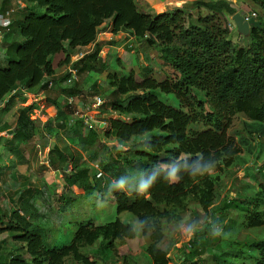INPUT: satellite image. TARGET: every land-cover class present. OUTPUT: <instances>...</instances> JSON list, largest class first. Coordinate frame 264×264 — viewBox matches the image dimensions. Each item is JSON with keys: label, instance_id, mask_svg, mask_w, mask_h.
Masks as SVG:
<instances>
[{"label": "trees", "instance_id": "obj_1", "mask_svg": "<svg viewBox=\"0 0 264 264\" xmlns=\"http://www.w3.org/2000/svg\"><path fill=\"white\" fill-rule=\"evenodd\" d=\"M22 1L26 4L25 15L9 25L0 43L5 49L0 55V133L13 130L7 146L0 143V162L7 151L9 169L22 166L27 156L26 143L33 138L35 129L30 114L32 104L16 111L13 128L2 123L10 111L8 98L13 96L18 100L21 94L20 102L24 105L27 94L34 90L42 94L55 90L60 101L56 115L51 117L45 109L40 111L43 132L55 141L48 163L55 167L54 157L57 158L63 171L71 162V170L63 172L68 190L77 186L89 192L92 190L89 170L82 166V152L95 144L99 133L113 138L121 146L135 141L134 147L121 157L122 167L112 175L116 178L121 173L125 187L122 189L116 184L110 187L115 214H130L137 220L140 233L150 235L149 264H169L168 253L160 248L164 235L159 221L170 222L174 213L184 208L188 198L205 209L209 207L213 202V185L209 177H205L206 168L219 161L229 167L241 154L236 140L228 135L231 123L225 117L245 116L264 124V21L257 16L259 28L251 27L247 37L233 44L226 39V30L214 31L210 17L195 24L190 19L191 14L182 10L144 14L138 11L136 0ZM254 2L264 18V0ZM193 8H203L212 17L221 14L231 17L238 12L228 0H195ZM109 20H112L110 32L113 35L125 32L157 49L161 64L153 69L154 74L159 72L160 66L169 67L172 74L169 79L161 80L149 69L138 82L132 71H120L122 77L106 73V83L114 97L109 111L102 112L106 130L90 131L83 138V121L74 120L67 100L83 95L85 77L108 69L107 60L100 56L103 43L97 41V36L103 22ZM91 44L92 52L71 64L76 80H70L71 74L67 72L63 76L55 75L51 56L63 54L57 67L70 65L74 51ZM115 44L113 40L108 45ZM13 91L15 95H11ZM160 94L173 99L178 106L161 102ZM41 103L57 104L47 96ZM207 104L213 111L206 109ZM67 110L71 113H66ZM78 145L84 146L80 152ZM2 169L4 167L0 168V174ZM103 169L106 171V167ZM173 171L175 180L169 176ZM149 179L152 183L143 194L140 184ZM95 185L101 186L98 182ZM3 189L8 191L7 186ZM30 192L29 188L23 193L17 191L13 203L24 196L32 200ZM74 199L67 191L52 195V201L62 212L69 210ZM26 204L33 205L27 201L19 210H12L8 218L12 221L22 209L35 218L34 224L23 219L24 226L9 225L0 230V233L7 231L14 244H18L4 264H63L66 258L77 264H96L81 252L83 247L98 242L96 256L99 257L111 252L116 242L136 237L134 229L116 217L98 226L91 221L78 223L70 241L56 247L47 243L45 230L36 227L47 215L34 214ZM159 206L172 211L159 210ZM222 209L242 213L248 228L264 227V183H259L249 197L239 199L237 196L223 201ZM234 248L227 255L219 254L218 258L247 255L251 264H264V238L249 244L237 243ZM199 249L192 241L183 263L196 264L192 259L199 255Z\"/></svg>", "mask_w": 264, "mask_h": 264}, {"label": "rangeland", "instance_id": "obj_2", "mask_svg": "<svg viewBox=\"0 0 264 264\" xmlns=\"http://www.w3.org/2000/svg\"><path fill=\"white\" fill-rule=\"evenodd\" d=\"M195 0H136L137 9L144 14H159L163 12H171L174 10H182L186 14H191V21L195 24L202 18L210 17L212 22L210 26L214 31L226 30V39L233 44L240 43V36L235 26L229 27L231 17L224 14L214 15L203 8L194 9L193 2ZM209 1V0H204ZM238 10L240 14L256 13L258 19L261 13L258 5L254 0H228ZM165 4L163 8L157 7L159 4ZM111 21L103 22L97 41L102 42L100 56L105 58L108 63V69L104 73H93L89 77H85L83 83L84 92L82 96L77 98L76 103H82L81 108H77L84 115L87 124L83 122L84 138L90 131L105 132L107 123L104 121L102 112L110 109V102L114 99L112 88L106 83V73L116 74L122 77L120 71L134 73L135 79L139 82L140 78L152 69V75L157 79H169L172 70L167 66H160L159 72L154 74L153 69L161 64L159 53L156 48L149 46L145 40L134 39L125 32L113 35L110 32ZM257 21V20H256ZM114 40L115 46L108 45ZM93 45H88L74 51L70 57V64L76 62L84 55L89 54L93 50ZM59 61L53 60L56 76L66 74V66L57 67ZM112 65V67L110 66ZM111 67V68H110ZM122 68V70H119ZM38 90H34L29 95L47 98L54 103L42 104L41 98L38 103L34 102L27 96L24 105L20 102L21 94H18V100L9 97L10 111L4 116L3 122L10 128H13L16 119V111L22 106H28L32 102V110L30 111L32 121L34 123V136L26 143V159L22 166H18L15 170H10L9 159L10 153L5 151L0 168V230H5L9 225L21 224L24 226V220L30 224H34L35 218L29 217L22 209L10 221L8 215L12 210H19L27 201H31L33 205L26 207L31 212L41 215L46 214L45 219H41L37 228L44 229L47 233V243L56 247L67 244L76 230V224L91 221L93 225L98 226L114 220L116 217L122 224L128 225L136 232V237L132 240H121L115 243L111 252L102 254L97 257L99 243L96 242L92 246L83 247L81 252L95 261L96 264H149L150 258L147 248L152 244L150 235H142L137 220L128 213H121L116 216L115 203L110 187L113 184L124 189V177L121 173L114 178L115 174L122 167L123 161L121 157L127 153L129 148H133L135 141L128 145L121 146L113 138H106L99 133L95 144L88 147L82 153V166L88 171V182L91 191L80 189L79 187L66 186L63 172L71 170V162L68 163L66 171L61 170V163L56 160L55 167H51L48 163L49 152L53 148L55 141L43 132V121L40 117V111L45 109L46 113L54 117L60 108L58 99L59 93L52 89L48 92L40 94ZM37 95H39L37 97ZM94 97L99 98L100 104L94 103ZM159 100L163 103L177 104L173 99L160 94ZM119 99H123L119 98ZM206 109L213 111L210 105H206ZM66 113H71L67 110ZM230 120V128L228 135L236 140L241 150L238 158L233 160L229 167H225L221 161L209 166L205 170V177H209L213 185V202L206 209L199 206L196 201L188 198L185 206L181 211H176L170 222L165 219L160 220L161 233L164 238L160 244V248L168 253L169 264H189L183 263V257L188 252L190 244L194 241L200 249L197 256H194L192 262L196 264H215V259L219 254L227 255L229 251L234 250V244H249L260 241L264 238V227L248 228L244 223L242 213L235 210H223L222 202L239 196L244 199L253 195L257 190L259 183H264V124L249 120L245 116L225 117ZM76 120V118L74 119ZM0 143L6 147L10 139V135L6 132L0 133ZM76 143V141H74ZM84 146L78 145L77 150H81ZM80 152V151H79ZM124 166V165H123ZM103 167H106L104 171ZM260 170V172H259ZM102 174L100 177L97 176ZM98 181H95V179ZM98 178V179H97ZM98 182L101 186L97 187ZM6 184V185H5ZM141 185V184H140ZM7 186L8 191L3 188ZM96 186V187H95ZM30 189V196H24L22 199L16 198L13 203L14 195L20 190L23 193ZM140 190V187H139ZM67 191L75 199L71 202V206L67 212L60 211L54 201L52 195ZM43 193V195L41 194ZM159 210L166 212L172 211L169 207L159 206ZM24 219V220H23ZM193 227V231H188L189 226ZM15 235L16 233H12ZM18 244L8 235L7 231L0 233V264H4L8 254L13 251ZM227 253V254H226ZM252 253V252H251ZM224 262V263H221ZM63 264H77L71 258L63 260ZM218 264H251L247 255L242 257H233L231 255L218 258Z\"/></svg>", "mask_w": 264, "mask_h": 264}, {"label": "crops", "instance_id": "obj_3", "mask_svg": "<svg viewBox=\"0 0 264 264\" xmlns=\"http://www.w3.org/2000/svg\"><path fill=\"white\" fill-rule=\"evenodd\" d=\"M25 6L26 4L23 3L22 0H0V14H4L5 12H10V15H9V18H10V23L9 25L13 22V21H18V20H22L23 16L25 15ZM166 5L163 3V4H159L157 5V7L159 8H163L165 7ZM231 20V19H230ZM256 21V20H255ZM233 23V22H232ZM9 27V26H8ZM7 28L5 29H1L0 28V34H1V38H0V43L3 39V36L5 34V32L7 31ZM113 41V40H112ZM5 53V49H3L0 45V55H3ZM62 55L63 54H57V55H54V56H51L49 59L51 62H53V60H56V61H59L60 59H62ZM70 64V63H69ZM66 71L67 73L68 72V69H72V66L71 64L70 65H66ZM74 70V69H73ZM76 73V72H75ZM70 74V73H69ZM57 75V74H55ZM70 80L73 81V79H71V76H70ZM76 80V79H75ZM42 94V93H41ZM29 95V94H28ZM39 96V95H37ZM41 98H45V96L43 95ZM76 99L77 101V98L78 97H73ZM31 105V104H30ZM83 105L82 103H76V106L75 108H81ZM80 120V119H79Z\"/></svg>", "mask_w": 264, "mask_h": 264}, {"label": "built area", "instance_id": "obj_4", "mask_svg": "<svg viewBox=\"0 0 264 264\" xmlns=\"http://www.w3.org/2000/svg\"><path fill=\"white\" fill-rule=\"evenodd\" d=\"M10 12H5L4 14H0V28L1 29H5L9 26L10 23V18H9ZM242 16L244 17L245 21H249L251 19L256 20L257 19V14L252 12V13H243ZM229 27L233 26L234 24L232 23V21H229ZM0 38H1V34H0ZM68 72L71 74V79L75 80L76 79V73L75 70L73 69H68ZM16 92L13 91L11 93V95H15ZM27 96L34 102V104L38 103V101H40V97L36 98V96H32V95H28ZM94 103L100 104L101 101L99 100V98L94 97L92 100ZM32 102V103H33ZM31 103V104H32ZM67 105L72 109L73 112V117L82 120L85 124H87V120L83 119L84 115L82 113H80L79 110H77V108H75L76 106V99L75 98H69L67 100ZM80 108V107H79Z\"/></svg>", "mask_w": 264, "mask_h": 264}, {"label": "water", "instance_id": "obj_5", "mask_svg": "<svg viewBox=\"0 0 264 264\" xmlns=\"http://www.w3.org/2000/svg\"><path fill=\"white\" fill-rule=\"evenodd\" d=\"M231 21L233 22L237 33L242 36V37H247L249 35V30L251 27L259 28V22L255 21L253 19L249 21H245L244 17L242 14L239 12H236L231 16ZM7 135H12L13 130L7 131ZM68 165L66 164L64 167V171L67 170Z\"/></svg>", "mask_w": 264, "mask_h": 264}, {"label": "clouds", "instance_id": "obj_6", "mask_svg": "<svg viewBox=\"0 0 264 264\" xmlns=\"http://www.w3.org/2000/svg\"><path fill=\"white\" fill-rule=\"evenodd\" d=\"M169 176L172 180H175L176 179L175 171L171 172L169 174ZM151 183H152L151 179H149L147 181H142L141 185H140V192L143 194L146 193L148 191ZM188 231H193V227L191 225L189 226Z\"/></svg>", "mask_w": 264, "mask_h": 264}]
</instances>
